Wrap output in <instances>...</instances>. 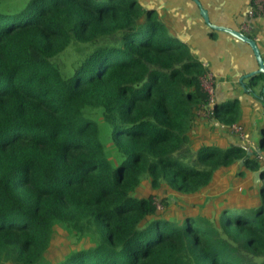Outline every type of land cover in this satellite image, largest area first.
<instances>
[{
	"label": "trees",
	"instance_id": "1",
	"mask_svg": "<svg viewBox=\"0 0 264 264\" xmlns=\"http://www.w3.org/2000/svg\"><path fill=\"white\" fill-rule=\"evenodd\" d=\"M207 74L136 0H0V264H264V172L250 206L165 216L246 155L199 131L245 130L237 100L205 116ZM59 232L86 246L48 260Z\"/></svg>",
	"mask_w": 264,
	"mask_h": 264
},
{
	"label": "crops",
	"instance_id": "2",
	"mask_svg": "<svg viewBox=\"0 0 264 264\" xmlns=\"http://www.w3.org/2000/svg\"><path fill=\"white\" fill-rule=\"evenodd\" d=\"M144 10H153L159 20L166 26L170 34L180 43L187 46L190 53L208 71L209 85H204L212 90L214 103L221 104L229 100H237L241 106L240 122L245 127V135L240 139L236 134L217 121H201L197 123L199 131L209 139L208 143L228 147L235 145L253 155L262 156L259 148L264 130V104L261 87L255 89V96L246 89L248 79L241 81L244 75L257 69V64L248 45L234 39L230 35L212 31L205 25L199 14L197 6L191 0H136ZM203 9L207 11L209 21L221 27L238 30L252 38L264 60V16L249 17L247 11L250 0H199ZM245 26V29L242 27ZM244 85L245 89L242 88ZM233 135V136H231ZM247 155V154H246ZM245 155V156H246ZM239 161L238 166L224 170L218 175L221 184L218 188L211 185L205 191L207 196L225 193L229 187L239 190L236 197H219L215 206L224 208V204L250 206L247 196L248 189L258 184L253 182V173H249ZM232 172L243 173L238 179L233 178ZM233 179V180H232ZM228 181V183H227ZM231 184V186H229ZM236 187L238 189H236ZM245 196V200L242 196ZM229 198V199H228ZM228 199L227 201H223ZM218 201V203H216Z\"/></svg>",
	"mask_w": 264,
	"mask_h": 264
},
{
	"label": "rangeland",
	"instance_id": "3",
	"mask_svg": "<svg viewBox=\"0 0 264 264\" xmlns=\"http://www.w3.org/2000/svg\"><path fill=\"white\" fill-rule=\"evenodd\" d=\"M19 1V0H18ZM60 61L63 62L65 65L68 66V64L71 61V51L66 52L63 55L60 56ZM232 134V133H231ZM233 136V135H231ZM234 137V136H233ZM239 163V162H238ZM233 178L238 179L235 172H232ZM233 180V179H232ZM228 183V181H227ZM221 184V177H218L216 175L212 186L214 188H218ZM231 186V184L229 185ZM234 186L229 187V190L227 189L224 193L223 190L216 195L207 196L206 192L201 193L198 196L195 197H186V196H178L177 198L174 196L170 197V202L172 203L171 207L172 209H169L165 216L171 215V217H174L175 220H178L182 212L185 211V214H194V215H200L204 217H210V220H214V218H217L220 213V208L222 203H219V207L215 206V200L219 197H236L235 195H240L239 190H234ZM147 189H149V186L147 182H144L143 185H141V188L138 190L137 195L143 196L146 194ZM236 189H238L236 187ZM229 199V198H228ZM228 199L223 200L224 202ZM218 203V201H216ZM160 207V206H159ZM224 207H227V205L224 204ZM231 207V205H229ZM161 210V207H160ZM86 246L84 242L78 241L77 239L68 236L64 232H59L55 236L51 246L49 247L48 251L45 254V257L50 261H57L63 254L68 252L70 249L74 247H82Z\"/></svg>",
	"mask_w": 264,
	"mask_h": 264
},
{
	"label": "water",
	"instance_id": "4",
	"mask_svg": "<svg viewBox=\"0 0 264 264\" xmlns=\"http://www.w3.org/2000/svg\"><path fill=\"white\" fill-rule=\"evenodd\" d=\"M194 2V4L197 6L198 10H199V14L202 17L205 25H207V27L209 29H211L212 31H217V32H223L226 33L228 35H230L231 37H233L234 39L248 45V47L250 48L253 57L255 59V62L257 64V69L248 73L247 75H244L241 78V81L245 80V79H250L256 76H264V60L260 54V51L257 47V44L255 43V41L252 38H249L247 35H245L244 33H242L241 31L238 30H232L226 27H221V26H216L214 24H212L209 21L208 15H207V11L205 9L202 8L199 0H191ZM242 88L245 89L244 85H242ZM261 95L264 101V84L261 87ZM255 96V95H253ZM262 134L264 136V130H262ZM262 136V137H263ZM247 155L244 157L243 160H246L249 157V153H246ZM243 160H240L243 161ZM264 172V167H261L258 171L253 173V182L255 184H258L260 182V174Z\"/></svg>",
	"mask_w": 264,
	"mask_h": 264
},
{
	"label": "built area",
	"instance_id": "5",
	"mask_svg": "<svg viewBox=\"0 0 264 264\" xmlns=\"http://www.w3.org/2000/svg\"><path fill=\"white\" fill-rule=\"evenodd\" d=\"M247 15L249 17L254 16H264V0H250V6L247 11ZM246 27L243 26L242 29H245ZM209 75L203 80V87L205 91L209 95V103L205 111V116H208L211 114L212 106L214 105V100L212 97V90L209 87H205L204 85H209ZM232 134H236L240 139L244 138L245 132L242 126L240 125H231L227 127ZM260 159L264 162V156H260Z\"/></svg>",
	"mask_w": 264,
	"mask_h": 264
}]
</instances>
